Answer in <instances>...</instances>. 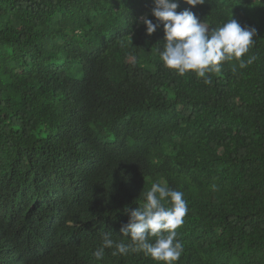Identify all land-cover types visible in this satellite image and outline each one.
Wrapping results in <instances>:
<instances>
[{
	"label": "trees",
	"instance_id": "trees-1",
	"mask_svg": "<svg viewBox=\"0 0 264 264\" xmlns=\"http://www.w3.org/2000/svg\"><path fill=\"white\" fill-rule=\"evenodd\" d=\"M176 2L210 28H254L253 45L181 76L156 51L162 25L146 34L153 0H0V264H162L47 246L86 230L67 224L86 208L127 242L125 208L161 181L188 207L176 264H264V0Z\"/></svg>",
	"mask_w": 264,
	"mask_h": 264
},
{
	"label": "clouds",
	"instance_id": "clouds-1",
	"mask_svg": "<svg viewBox=\"0 0 264 264\" xmlns=\"http://www.w3.org/2000/svg\"><path fill=\"white\" fill-rule=\"evenodd\" d=\"M183 2L195 7L205 0ZM153 5L151 15L157 23L144 19L146 34L151 35L162 25L163 48H157L156 51L163 66L175 70L181 76L191 71L197 77L205 78L208 72H219L222 62L240 60L254 43L252 38L255 29L242 27L235 19L210 28L188 9L177 12L179 5L176 0H153ZM247 63H252V58ZM245 66L241 60L240 67ZM204 82L211 83L210 79ZM183 195V192L171 189L164 181L151 183L143 192V200L137 207L131 210L125 208L129 218L120 232L127 242H116L108 233L103 237L108 223L99 221L101 219L96 213H89L86 208L82 218L79 212H74L73 218L67 223L70 226H85L86 230L57 236L49 234L47 246L56 251L59 261L64 262L76 260L86 254L90 247L97 249L93 255L101 260L104 249L114 247L113 256L142 252L156 262L176 264L183 253V244L176 240V229L183 224L188 211Z\"/></svg>",
	"mask_w": 264,
	"mask_h": 264
}]
</instances>
